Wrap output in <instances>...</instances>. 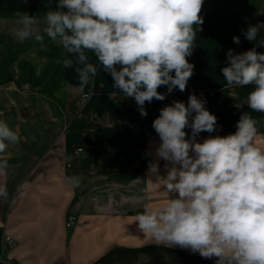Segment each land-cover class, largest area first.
<instances>
[{"label":"crops","instance_id":"0c3cea01","mask_svg":"<svg viewBox=\"0 0 264 264\" xmlns=\"http://www.w3.org/2000/svg\"><path fill=\"white\" fill-rule=\"evenodd\" d=\"M11 1L43 22L58 4V0H0V9L14 6ZM201 15L202 31L197 32L196 47L188 58L194 74L186 91L174 90L165 104H187L190 94L206 101L205 107L217 117V131L200 133V142L209 135L234 133L243 111L264 121V114L247 107L252 87H229L221 73L229 49L241 53L254 46L243 33L249 24L264 21V0H204ZM45 26L39 28L41 34ZM234 36L240 38L239 44L233 42ZM8 38L9 34L8 51L19 54L15 45L9 47ZM257 51L264 52V48ZM66 57L46 35L43 47L34 39L21 45L25 83L39 88L32 94L28 89L13 96L14 100H31L33 106L8 104L7 112L15 118L8 124L21 139L0 154V160L9 165L0 173V184L6 185L8 193L0 197V264H105V255H137L134 264H141L143 258L151 261L154 255H169L171 248L159 250L135 222L145 205L158 207L159 197L168 196L161 186L150 183L148 175V164L160 143L152 128L160 108H147L146 103L148 115L141 117L137 105L123 94L112 95V79L102 69L82 92L74 67L63 65ZM91 62L98 65L94 56ZM5 90L0 88V99L9 101L10 89ZM158 91L166 93L167 88ZM82 93L89 98L78 111ZM185 131L190 138L191 130ZM258 132H264V122L258 124ZM79 147L82 152L73 154ZM164 164L161 160V175ZM73 176L80 178L79 187L73 186ZM69 215L76 220L66 229ZM5 236L12 239V245H5ZM180 253L191 256L189 250ZM192 256L198 264H215L198 253Z\"/></svg>","mask_w":264,"mask_h":264},{"label":"clouds","instance_id":"9594fccd","mask_svg":"<svg viewBox=\"0 0 264 264\" xmlns=\"http://www.w3.org/2000/svg\"><path fill=\"white\" fill-rule=\"evenodd\" d=\"M204 0H58L45 14L43 33L38 20L17 11L15 37L34 39L42 47L45 35L58 44L84 88L103 70L113 82V96L134 99L141 117L146 103L163 101L174 90L184 92L194 74L189 57L204 23ZM264 21L249 24L245 39L254 46L241 53L229 49L221 73L227 86L246 87L247 107L264 114ZM233 42L240 43L238 36ZM98 61L91 62V56ZM59 62V61H58ZM166 87L167 92L158 91ZM89 94L81 100L86 102ZM206 101L190 94L188 102L173 101L152 122L160 143L148 164L150 183L168 194L162 205H145L135 222L157 245L198 253L215 264H264V148L257 143L258 124L243 111L234 133L217 131V117ZM237 108H240L236 105ZM186 129L191 130L188 138ZM20 135L0 120V154L20 142ZM163 160L165 174L161 175ZM0 160V173L8 168ZM151 177H154L153 181ZM79 187L80 178H70ZM8 195L0 184V197Z\"/></svg>","mask_w":264,"mask_h":264},{"label":"rangeland","instance_id":"374dc122","mask_svg":"<svg viewBox=\"0 0 264 264\" xmlns=\"http://www.w3.org/2000/svg\"><path fill=\"white\" fill-rule=\"evenodd\" d=\"M11 4H13L14 6L3 7V9L1 8L2 10L0 9V88L3 90V93H5L6 91L5 89H10L8 90L7 93H10L11 95V98L9 99V101L4 100L2 97L0 99V119L5 120L8 123H13L15 120V118L14 117L12 118L10 113L7 112L8 109H10L9 105L15 104L14 105L15 107L19 106L22 108L23 104L27 103L29 104V106L27 107L23 106V107L29 108L30 105L33 106L31 100L25 101L22 98L14 100L13 96L21 94V91H25L28 89H29L28 93L32 94L35 90H37V88H39L37 87V85L29 84V82L25 83L27 78L23 73L24 69L22 67V62H21L22 42L18 41L14 35L15 30L18 27L17 17L15 13L17 11H20V12H23V11H21L20 7L15 6L13 1H11ZM27 13L32 15V13L30 12H27ZM33 16L37 18L36 15H33ZM37 20H38V23L35 27L39 29L40 27L44 26V22L39 19ZM7 34H9V38H8L9 42L12 41L9 44V47L11 46V44L15 45L17 47V51L19 54L14 55L8 51V45H7V40H6ZM10 48L12 49V46ZM28 78L30 80L32 79L30 75L28 76ZM83 94L85 93H82L79 95L80 97L77 101L78 111L82 110L79 105V100ZM171 97L172 95L169 94L166 96V99L163 101L154 100L152 103H147V108L152 107L155 109H159V108L161 109L171 99ZM128 101L130 102V104H133V105L136 104L134 99L128 98ZM97 118L105 119V116L98 115ZM257 143L259 144V146L264 148V132H258ZM78 149H80V151H77ZM81 152H82V148L79 147L75 151H73V154L77 155V154H80ZM166 197L167 195L164 197H159V201H158L159 206L162 205ZM160 198H164V199H160ZM65 223H66V220H65ZM65 228L71 229V228H67L66 226ZM163 247H167V246L161 244L159 245V250L162 251ZM171 249L172 251H168L170 253L169 255H154L151 261L143 258L140 262L141 264H151V263L155 264L158 261H164L165 264H198V261H197L198 258L195 256H192V254L197 255V253L190 252L191 256L186 257L187 255H182L180 253L182 249H180L179 247H172ZM136 261H137V255H105V264H134Z\"/></svg>","mask_w":264,"mask_h":264},{"label":"built area","instance_id":"2783aa9c","mask_svg":"<svg viewBox=\"0 0 264 264\" xmlns=\"http://www.w3.org/2000/svg\"><path fill=\"white\" fill-rule=\"evenodd\" d=\"M83 95H84V94H83ZM83 95H82V96H83ZM82 96H81V97H82ZM79 105H80V108H81V109L84 108L85 102H82L81 98H80V100H79ZM97 116H98V115L93 114V117H94V118H97ZM77 151H80V149H78ZM75 220H76L75 216H72V215L68 216L67 219H66L65 226H66L67 228H71V227L74 225ZM4 243H5V245H12V244H13V241H12V239H11L9 236H5V237H4Z\"/></svg>","mask_w":264,"mask_h":264}]
</instances>
